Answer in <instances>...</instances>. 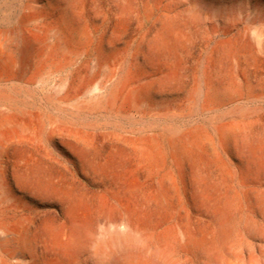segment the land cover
<instances>
[{
    "label": "bare ground",
    "instance_id": "1",
    "mask_svg": "<svg viewBox=\"0 0 264 264\" xmlns=\"http://www.w3.org/2000/svg\"><path fill=\"white\" fill-rule=\"evenodd\" d=\"M253 25L230 0H4L0 264H264Z\"/></svg>",
    "mask_w": 264,
    "mask_h": 264
},
{
    "label": "rangeland",
    "instance_id": "2",
    "mask_svg": "<svg viewBox=\"0 0 264 264\" xmlns=\"http://www.w3.org/2000/svg\"><path fill=\"white\" fill-rule=\"evenodd\" d=\"M3 1L4 0H0V5L2 4ZM230 1L232 2V4L235 7V15H238V16L241 15V16H244V18L248 21L249 20L254 21L253 27L247 33L249 37L246 34L245 41L243 42L244 43L243 45L246 44V46H249L248 45V43H249L252 46L259 47V45H260L259 43H261L260 32L262 30H264V0H230ZM247 9H249V10H247ZM258 17L262 20H260ZM250 18H252V19H250ZM248 40H250V41H248ZM247 102H249V103H247ZM244 105L246 107H244ZM263 105H264V102L261 99L243 101V102H240V104H239V106L241 108L244 107L243 109H245V108L258 109V108L263 107ZM204 118H205L204 115L201 116L200 114L196 113L190 119H182V125L192 123V122H196L195 120L200 121V120H203Z\"/></svg>",
    "mask_w": 264,
    "mask_h": 264
}]
</instances>
